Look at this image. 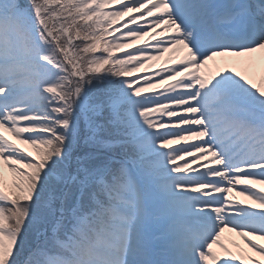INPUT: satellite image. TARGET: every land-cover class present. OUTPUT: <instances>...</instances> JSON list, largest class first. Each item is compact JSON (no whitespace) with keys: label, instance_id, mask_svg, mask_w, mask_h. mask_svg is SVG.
I'll return each mask as SVG.
<instances>
[{"label":"snow or ice","instance_id":"6c2138e0","mask_svg":"<svg viewBox=\"0 0 264 264\" xmlns=\"http://www.w3.org/2000/svg\"><path fill=\"white\" fill-rule=\"evenodd\" d=\"M257 241L264 0H0V264H264Z\"/></svg>","mask_w":264,"mask_h":264},{"label":"rangeland","instance_id":"374dc122","mask_svg":"<svg viewBox=\"0 0 264 264\" xmlns=\"http://www.w3.org/2000/svg\"><path fill=\"white\" fill-rule=\"evenodd\" d=\"M130 26H135V25H130ZM157 39H160V37H157ZM146 42L147 43H155V41H151L148 37H143L142 39L136 41L135 42V45H137V46H144ZM128 50H134V45L129 44L128 45ZM170 57H171V61H172V64L171 65L164 63V59L166 57H161V59H158V60H148L146 62V64L144 65V67L140 68L139 71L135 75L136 76H144V75L150 74L152 72L162 71L163 68L174 65L175 62H176V60L178 59V56L176 57L174 55H171ZM160 62H161V64H160ZM239 67H238V69L241 70V71H243V69H241ZM212 72H214V71H212ZM256 78H257L256 83L259 84L260 83L259 76H256ZM141 83H143V81H141ZM163 88H164L163 85H158L157 88L154 91H160ZM191 142L195 143L196 141L195 140H192ZM175 146H180V145H175ZM187 159H190V158H187ZM180 163H183V161H180ZM231 237L234 238L233 240H235V238L237 236H235L232 233V236ZM257 243H264V242L257 241ZM239 244L241 245V247H244V245H243L242 241L240 240V238H239Z\"/></svg>","mask_w":264,"mask_h":264},{"label":"bare ground","instance_id":"6f19581e","mask_svg":"<svg viewBox=\"0 0 264 264\" xmlns=\"http://www.w3.org/2000/svg\"><path fill=\"white\" fill-rule=\"evenodd\" d=\"M172 54H170V53H167V54H164V57H170ZM180 55H182L181 53H177V54H175V56H180ZM220 65V66H222V64L218 61V62H210V67H209V70H211V71H215L216 70V66L217 65ZM240 66V67H239ZM237 67H239V68H241V69H243V71H245V68H244V66H242V65H237ZM249 75H251L252 76V78L255 80V82L257 81V78H256V76H258V73H256V74H253V73H249ZM163 90V89H162ZM165 119H167L166 117H165ZM238 187H242V186H238ZM255 187H257V188H260V187H262V186H260V185H256ZM233 195V198H237L238 200H240V201H244V197H242V196H237L235 193L234 194H232ZM245 203H250V201H244Z\"/></svg>","mask_w":264,"mask_h":264}]
</instances>
